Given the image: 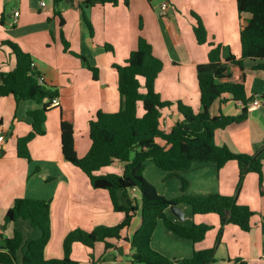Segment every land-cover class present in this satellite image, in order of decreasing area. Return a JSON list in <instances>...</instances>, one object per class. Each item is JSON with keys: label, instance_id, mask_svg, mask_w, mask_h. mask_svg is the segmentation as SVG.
<instances>
[{"label": "crops", "instance_id": "0c3cea01", "mask_svg": "<svg viewBox=\"0 0 264 264\" xmlns=\"http://www.w3.org/2000/svg\"><path fill=\"white\" fill-rule=\"evenodd\" d=\"M39 1L0 0V70L9 71L16 63L15 54L4 41L16 43L30 55L34 68L44 76V82L57 88L63 109L73 113L78 157L84 156L90 147L89 120L98 110L114 112L119 109L114 65L124 63L136 49L139 36L151 45L152 54L163 63L155 80V90L162 100L172 102L162 108L159 120L160 127L169 131L181 118L177 102L189 105L195 111L199 108L196 65L208 61L209 42L224 46L222 57L228 52L239 56V31L248 16L245 13L239 15L236 0H166L168 8L164 15L160 13L163 1L155 4L148 0H128L126 5L124 0H118L116 5L97 3L82 9L80 5L85 0H63L57 6L52 0H45L44 6ZM16 10L19 14L14 21ZM82 11L90 28L84 23ZM191 12L200 17L208 42L199 44L196 41ZM64 41L68 50L64 49ZM252 63V60L245 61L246 66ZM245 94L250 100L256 94L264 95L262 71L246 78ZM38 106L31 100L16 102L12 95L0 96V134L4 136L0 141V225L15 198L49 199L51 237L44 255L62 258V242L69 231L112 226L120 221L123 213L112 208L106 190L92 188L82 170L62 159L60 109L57 107L47 112L45 132L28 143L31 160L17 156V138L31 131L28 112ZM241 110L239 100L226 94L213 103L210 113L235 115ZM214 139L234 153L256 155L262 164L261 179L257 172H248L241 187L237 188L238 164L234 160L221 168L214 162H193L176 176L167 172L163 179H177L175 197L180 194L179 177L187 181L186 193L189 195L220 193L234 196L238 204L247 205L254 211L250 229L244 231L228 223L218 239V214H192L186 204H180L178 207L184 219L179 220L170 211L168 215L174 220L184 224L205 223L211 228L202 240L193 242L179 237L158 221L151 246L175 260L174 264L192 257L195 251L210 248L214 249L210 264H264V106L248 104L246 118L216 129ZM135 192V189L130 190L132 195ZM139 219L141 214L137 210L130 224L122 230V238L107 239L111 243L109 248L101 241L92 248L73 243L71 258L80 264H131L130 240L141 224ZM15 229L24 239L39 236V230L23 219L8 224L3 235L9 237ZM20 259L18 252V263Z\"/></svg>", "mask_w": 264, "mask_h": 264}, {"label": "trees", "instance_id": "16d2710c", "mask_svg": "<svg viewBox=\"0 0 264 264\" xmlns=\"http://www.w3.org/2000/svg\"><path fill=\"white\" fill-rule=\"evenodd\" d=\"M57 6L63 0H52ZM128 4V0H124ZM152 1V0H148ZM97 3L116 5L118 0H85L82 7ZM239 15L247 14L245 23L239 31L240 55L228 52L222 57L224 46L209 42L208 61L196 65V79L199 90V108L177 102L180 120L169 131L160 127L161 110L172 104L162 100L155 90V80L162 69V61L152 54L151 45L141 36L137 47L130 52L123 64H115L118 77L120 107L117 111L98 110L89 120L88 130L90 147L86 154L78 157L74 143L73 113L65 111L59 99L58 104L49 106L53 97H58V90L45 82L38 83L40 73L33 68L30 55L16 43L4 41L16 57L15 66L9 71L0 70V96L12 95L16 102L34 101L39 106L28 112L31 131L18 137L16 154L18 157L31 160L28 149L29 141L36 135L45 132L44 123L47 112L52 107L60 109L61 155L64 161L82 170L88 177L92 188L108 192L112 208L123 213L120 221L112 226L100 225L86 231L74 228L63 239L64 255L62 258H46L44 249L51 237L50 200L29 197L15 198L6 209L3 224L0 225V264H80L71 258L72 245L79 242L90 248L96 242H104L109 248L110 238H122V230L127 227L135 212L140 210L141 224L131 237V264H174L162 253L153 249L151 237L158 221L181 238L193 242L204 238L211 228L205 223L184 224L174 220L170 215V206L186 204L192 214L216 213L220 218L219 235L224 225L232 223L240 229H250V219L254 214L247 205L238 204L234 196L220 193L206 195H189L186 193L187 181L181 180L180 194L172 199L160 195L155 187L144 177L148 161L158 168L177 175L187 170L193 162H214L218 168L234 160L238 164L237 188H240L248 172H257L262 176V164L256 155L237 154L227 146L219 145L214 139L215 130L238 123L246 118L247 104L250 101L245 94V80L255 76L259 71L264 73V0H236ZM59 14V11L56 10ZM194 17L193 31L199 44L208 42L206 29L200 17ZM84 23L90 28L82 11ZM109 49L110 46H105ZM64 49L68 44L64 41ZM81 59H84L80 54ZM246 60H252L250 66ZM91 68V67H90ZM230 95L235 101H242L244 106L240 113L226 115L222 112L211 114L210 108L216 100ZM141 104L142 113L138 115L137 105ZM122 164V172L97 173L101 168L114 162ZM139 193L140 205L130 190ZM18 219L29 222L39 230L37 238L24 239L22 233L14 230L5 237L4 229ZM21 253L17 262V253ZM214 249L195 251L192 257L182 259L180 264H210L213 261ZM237 261V260H234Z\"/></svg>", "mask_w": 264, "mask_h": 264}, {"label": "rangeland", "instance_id": "374dc122", "mask_svg": "<svg viewBox=\"0 0 264 264\" xmlns=\"http://www.w3.org/2000/svg\"><path fill=\"white\" fill-rule=\"evenodd\" d=\"M161 1H166V0H152V2L155 4L160 3ZM137 113L138 115L142 113V107L140 103H138L137 105ZM146 164H147L146 168L144 169V172H143L146 180L155 187V189L160 195L166 197L167 199H172L173 197L175 198L174 184L178 182L177 179L176 178L163 179L167 175V172L156 167L154 163L151 161H148ZM100 171H99L100 173L115 172V173L120 174L121 173V163L119 161H116L107 167L101 168ZM132 196L135 197L136 199L135 202H137L138 205H140V197H139L138 191L133 193ZM186 209L190 211L188 206H186Z\"/></svg>", "mask_w": 264, "mask_h": 264}, {"label": "built area", "instance_id": "2783aa9c", "mask_svg": "<svg viewBox=\"0 0 264 264\" xmlns=\"http://www.w3.org/2000/svg\"><path fill=\"white\" fill-rule=\"evenodd\" d=\"M46 3L45 0H40L39 1V4L41 6H44ZM167 8H168V3L166 1H163L161 2L160 4V13L161 14H166V11H167ZM19 12L16 10L14 11V21H16V17L18 16ZM30 65L34 68L35 66V63L33 61H31ZM37 80H38V83H43L44 82V76H42L41 74L37 75ZM58 101H59V98L58 97H53L50 102H49V106L48 107H51V106H55L58 104ZM240 105L243 107L244 106V103H242V101H240ZM248 104H251V105H254V106H261L263 105L264 106V95L261 96L259 94H256L252 97V99L248 102ZM247 104V105H248ZM4 139V136L2 134H0V141H2ZM87 264H93L92 262H88Z\"/></svg>", "mask_w": 264, "mask_h": 264}, {"label": "water", "instance_id": "95a60500", "mask_svg": "<svg viewBox=\"0 0 264 264\" xmlns=\"http://www.w3.org/2000/svg\"><path fill=\"white\" fill-rule=\"evenodd\" d=\"M170 210L176 216V218H178L179 220L184 219V215L178 206H176V205L170 206Z\"/></svg>", "mask_w": 264, "mask_h": 264}]
</instances>
